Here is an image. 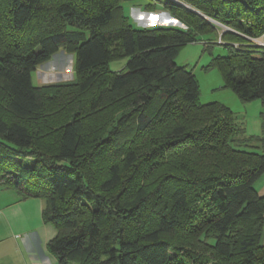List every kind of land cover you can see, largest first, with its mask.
I'll use <instances>...</instances> for the list:
<instances>
[{
	"label": "trees",
	"instance_id": "1",
	"mask_svg": "<svg viewBox=\"0 0 264 264\" xmlns=\"http://www.w3.org/2000/svg\"><path fill=\"white\" fill-rule=\"evenodd\" d=\"M135 1L0 0V187L42 201L57 264H264L254 187L264 122L249 136L225 105L199 103L196 77L175 62L181 46L212 33L228 53L211 67L243 103L264 106V47L246 39L264 41V0H146V11L159 6L183 29L134 28L123 5ZM61 51L75 83L35 86L32 74ZM118 59L126 64L114 72ZM49 90L90 98L68 113L55 105V118L41 115L56 104ZM108 109L117 115L104 133L86 138L84 123ZM140 141L155 148L141 156ZM100 157L105 175L93 183Z\"/></svg>",
	"mask_w": 264,
	"mask_h": 264
},
{
	"label": "rangeland",
	"instance_id": "2",
	"mask_svg": "<svg viewBox=\"0 0 264 264\" xmlns=\"http://www.w3.org/2000/svg\"><path fill=\"white\" fill-rule=\"evenodd\" d=\"M146 4H147L146 0H140L135 2L125 3L123 5L124 6L123 13L128 18V22L134 28H153L152 26H169V27L181 28V29L184 28L182 23L178 22L176 19L172 18L167 13L163 14L162 12L146 11L144 9ZM186 7L191 9L190 6H186ZM199 14L203 19H205L206 21H208L218 29H225L226 31L233 33L230 28H227L225 27V25L220 24L219 21L203 13H199ZM162 20L167 21V23L166 24L162 23ZM219 39H220L219 37L217 38L212 33L200 34L196 42L183 45L179 48V52L175 59V62L177 65L186 66L187 68L191 69L194 76L196 77L199 85V96H198L199 103L207 104L211 102H219L225 105L233 113L239 124L240 122H243L248 134H257L256 133L257 131L255 130V125L258 124L257 123L258 117H260V114L262 113L261 110L257 111L256 109H254L252 106L253 104L251 103L244 104L235 93H233L229 88L225 86L224 80L219 70L215 67H211V62L213 58H215L216 56H226L228 53L227 48L223 45V43H221ZM235 45H236L235 47H237L239 44L235 43ZM60 54L61 55L65 54L64 57L61 55H59L58 57V59H62L61 61L62 63H60V61H57V62H52L49 65L45 64L44 66L39 67L37 69V72H34L32 74V83L35 86L51 85V87H54L59 85H69L75 83L74 75L71 76V72H73V57L67 55V53L64 51H61ZM55 58L54 60H56ZM125 64H126V59H118L110 62L109 67L112 71L118 72L124 68ZM38 75H41V78ZM57 94L58 92L55 90L53 91L49 90L47 93H45V95L51 97V99L53 98L54 101L52 103H55L56 101V104H54L52 108L47 106L43 110L41 115H46L50 113V115L55 114L56 116L58 112H56V110L55 112H53L52 109L55 107V105H64V104L71 105L70 107L68 106L65 107L67 108V113H68V111L69 110L71 111L72 107H74V105L77 102L79 101L88 102L90 98L89 95H84L76 99L72 95H68L66 94V92H63L62 94H58L60 97H63V101H61L59 98H55ZM3 99H4V95L0 93V101ZM111 111L110 109L105 110L102 113H100L101 116L97 118L96 121L95 119H93L84 123L86 129L85 130L86 138L92 140V135L104 133L101 128H105V126H107V122H110V120L117 115L116 113L113 116V112ZM58 116L60 120L59 121L55 120V118H57L56 116L54 118L55 121H52L53 125L55 124L60 125L61 121L66 118L67 114L60 113V115ZM7 120L10 122L12 119L7 118ZM24 124L29 126L31 125V122L26 121L24 122ZM35 127L36 126L33 125L32 129H35ZM37 135H39V133L36 134V136ZM46 139L49 140L47 141V145L50 146L52 138L50 139L49 137ZM138 147L140 149L141 156L148 154L155 148L152 144H148L145 141H140L138 143ZM48 149H51V147H48ZM83 151H85V149ZM99 155L107 156V155H111V153L105 151L100 153ZM100 158L101 160L99 159L96 162L97 165L95 164V166H90L91 170L89 172L90 173L89 179L92 180L93 183H97L98 181L103 179L105 175L106 163H104L103 161L104 157H100ZM143 169H144V177H147L148 175L149 176L147 178L151 177L152 171H149L147 168H143ZM257 183L258 182H256L255 185H257ZM55 234H56V230L54 229V227L51 224L46 225L43 231L40 232V234H38L37 250L45 251V253H48L47 244L50 241V239L55 236Z\"/></svg>",
	"mask_w": 264,
	"mask_h": 264
},
{
	"label": "crops",
	"instance_id": "3",
	"mask_svg": "<svg viewBox=\"0 0 264 264\" xmlns=\"http://www.w3.org/2000/svg\"><path fill=\"white\" fill-rule=\"evenodd\" d=\"M154 12L166 14L159 6ZM162 23L166 24L167 21L162 20ZM59 55L61 54L59 53ZM59 55L54 57L56 60L53 58L47 64L57 61L62 63V59H58ZM64 55L61 56L64 57ZM38 76L41 78V75ZM247 103L253 104L254 109L262 112L258 117V122L256 121L258 124L255 125L257 134H248L243 122L240 124L245 128L247 135L259 136L262 134L264 122V106L258 100ZM256 182H258L257 185H255ZM256 182L254 185L258 195L264 197V175ZM42 209L41 200L36 198L21 199L13 189L0 187V264H57L54 256L37 250L38 234L48 225L42 220ZM261 240L264 244V231Z\"/></svg>",
	"mask_w": 264,
	"mask_h": 264
},
{
	"label": "built area",
	"instance_id": "4",
	"mask_svg": "<svg viewBox=\"0 0 264 264\" xmlns=\"http://www.w3.org/2000/svg\"><path fill=\"white\" fill-rule=\"evenodd\" d=\"M246 39H248L250 42H252V43H254L256 45L264 47V41H262V40L251 39V38H248V37ZM233 46L235 47L236 45L234 44Z\"/></svg>",
	"mask_w": 264,
	"mask_h": 264
},
{
	"label": "water",
	"instance_id": "5",
	"mask_svg": "<svg viewBox=\"0 0 264 264\" xmlns=\"http://www.w3.org/2000/svg\"><path fill=\"white\" fill-rule=\"evenodd\" d=\"M176 2H178V1H176ZM179 4H182V3H180V2H178ZM183 5V4H182Z\"/></svg>",
	"mask_w": 264,
	"mask_h": 264
}]
</instances>
